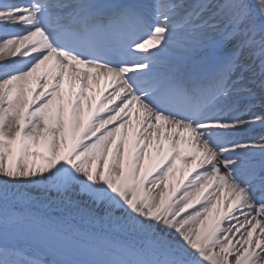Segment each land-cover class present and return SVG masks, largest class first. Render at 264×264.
I'll return each mask as SVG.
<instances>
[{
    "label": "snow or ice",
    "instance_id": "6c2138e0",
    "mask_svg": "<svg viewBox=\"0 0 264 264\" xmlns=\"http://www.w3.org/2000/svg\"><path fill=\"white\" fill-rule=\"evenodd\" d=\"M257 123L264 0H0V264H264Z\"/></svg>",
    "mask_w": 264,
    "mask_h": 264
},
{
    "label": "bare ground",
    "instance_id": "6f19581e",
    "mask_svg": "<svg viewBox=\"0 0 264 264\" xmlns=\"http://www.w3.org/2000/svg\"><path fill=\"white\" fill-rule=\"evenodd\" d=\"M101 86L103 87V84ZM253 91L257 93V99L254 100L253 103L257 104V109L255 110L259 112V91L258 89H255V88L253 89ZM93 107H95V105ZM251 134L257 135V136L264 135V126H261L258 123L254 124L251 129ZM150 148H152V146H150ZM152 154H153L152 163L153 165H155L159 161L160 156L163 155V152H161L160 154H157L154 148H152ZM145 163H147V161H145ZM175 164L177 167V171L175 172L174 178L172 179L173 187H175L176 183L182 179H184V182H187L186 178H189V171H190V169L187 167L184 168L183 172L180 171L181 161L179 159L175 160ZM32 194L33 196H39V193L37 191H33ZM52 195L54 196L55 194L53 193ZM42 207H46V205ZM47 211L51 212L54 215L60 214V210L57 209L55 206H53L52 208H48ZM42 260L49 261L48 259L44 257H42Z\"/></svg>",
    "mask_w": 264,
    "mask_h": 264
}]
</instances>
